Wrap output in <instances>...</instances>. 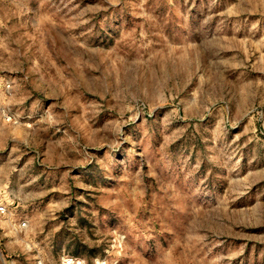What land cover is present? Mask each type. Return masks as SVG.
Returning a JSON list of instances; mask_svg holds the SVG:
<instances>
[{
	"label": "rangeland",
	"instance_id": "1",
	"mask_svg": "<svg viewBox=\"0 0 264 264\" xmlns=\"http://www.w3.org/2000/svg\"><path fill=\"white\" fill-rule=\"evenodd\" d=\"M0 104V264H264V0H0Z\"/></svg>",
	"mask_w": 264,
	"mask_h": 264
},
{
	"label": "built area",
	"instance_id": "2",
	"mask_svg": "<svg viewBox=\"0 0 264 264\" xmlns=\"http://www.w3.org/2000/svg\"><path fill=\"white\" fill-rule=\"evenodd\" d=\"M0 115L2 118L6 121L11 120L12 116L7 114L6 109L0 104ZM7 211V206L4 202L0 201V218L2 215H4ZM24 225V223L22 224ZM58 264H84L83 260L80 259L77 256L69 255V254H63Z\"/></svg>",
	"mask_w": 264,
	"mask_h": 264
}]
</instances>
